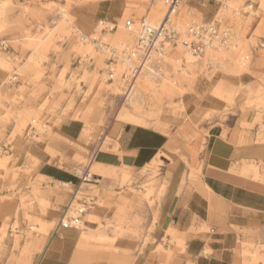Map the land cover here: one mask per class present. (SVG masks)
Wrapping results in <instances>:
<instances>
[{
	"label": "rangeland",
	"instance_id": "374dc122",
	"mask_svg": "<svg viewBox=\"0 0 264 264\" xmlns=\"http://www.w3.org/2000/svg\"><path fill=\"white\" fill-rule=\"evenodd\" d=\"M261 3L256 1L244 12L242 0L231 4L226 0L220 14L239 36L236 48L212 51L195 62H187V54L178 51L173 54L178 62L162 61L163 72L155 81L142 77L135 97L126 99L116 84L109 85L106 54L79 36L100 37L117 50L121 44H132L134 40L111 33H123L127 19L139 26L156 0H0V264H38L52 231L75 208H85L79 227L84 221L97 223L98 234L93 237L97 241L105 242L109 229L113 237L136 238L151 230L172 169L185 160L176 134L182 121L199 126L215 117L224 139L230 127L239 126L238 142L245 141L254 127L256 140H264ZM219 4L184 0L176 21L183 26L210 18ZM160 10L163 15L164 0ZM257 43L262 46L254 47ZM206 93L224 105L204 107L201 99ZM71 120L80 126L74 140L57 132L60 124ZM127 121L166 132L174 140L172 148L142 169L96 161L92 150H108L110 137ZM43 152L51 163L74 172L88 169L92 176L76 172L79 179L74 186L40 177L38 157ZM256 163L264 169V162ZM187 167L181 185L187 182L190 189L200 172L198 167ZM93 205L107 208V216L99 219ZM240 233L241 263L264 264V222Z\"/></svg>",
	"mask_w": 264,
	"mask_h": 264
},
{
	"label": "crops",
	"instance_id": "0c3cea01",
	"mask_svg": "<svg viewBox=\"0 0 264 264\" xmlns=\"http://www.w3.org/2000/svg\"><path fill=\"white\" fill-rule=\"evenodd\" d=\"M201 100L208 109L224 105L209 93ZM256 128L238 142L239 126L230 127L224 139L215 117L199 126L182 121L176 134L185 160L172 169L151 230L136 238L129 234L113 237L109 229L102 242L93 239L98 234L95 221H84L83 227L56 226L38 264H242L238 256L241 229L264 222V169L256 163L264 162V140H256ZM57 132L74 140L80 126L74 120L63 122ZM110 140L108 150H92L96 161L140 169L174 143L166 132L130 121L122 122ZM46 157L44 152L38 157L37 174L74 186L79 179L76 172ZM240 160L244 161L232 166ZM187 165L200 172L190 189L187 182L181 185ZM92 207L99 219L107 216V208Z\"/></svg>",
	"mask_w": 264,
	"mask_h": 264
},
{
	"label": "built area",
	"instance_id": "2783aa9c",
	"mask_svg": "<svg viewBox=\"0 0 264 264\" xmlns=\"http://www.w3.org/2000/svg\"><path fill=\"white\" fill-rule=\"evenodd\" d=\"M184 0H164L165 12L162 20L157 26L148 25L144 19L139 22L138 32L132 44H121L120 49L103 41L100 37H88L80 33L81 39L90 40L95 47L106 54L108 79L112 80L119 72L122 94L126 98L141 71L143 65L153 55L162 58L168 48L180 47L183 51L203 58L212 51L221 49H233L238 46L239 36L234 30L229 19L220 14L221 7L226 8V0H218L219 7L210 18L201 20H190L183 26L176 21L179 5ZM257 0H244V12H248ZM133 24L131 19L125 21V26ZM114 24L108 27L112 30ZM262 46V43L254 47ZM121 65V67L117 65ZM85 208H75L74 214L68 218L63 217L57 226L78 227Z\"/></svg>",
	"mask_w": 264,
	"mask_h": 264
},
{
	"label": "bare ground",
	"instance_id": "6f19581e",
	"mask_svg": "<svg viewBox=\"0 0 264 264\" xmlns=\"http://www.w3.org/2000/svg\"><path fill=\"white\" fill-rule=\"evenodd\" d=\"M162 1V0H161ZM161 1L156 0V5L154 7H152V9L149 11L147 18H145V22L148 25L151 26H157L159 24V22L162 20L163 15H162V11L160 10L161 7ZM258 1V0H257ZM230 4L232 2V0H229ZM243 3V0H242ZM264 5V0H262V3ZM243 9H246L243 7ZM165 12V11H164ZM124 32H126L125 34L121 33V30H116L115 32L111 33L113 34L114 37H118V38H122V39H127L130 38L129 41H133L136 38L137 32H138V23H133L130 27H124ZM118 29V27H117ZM123 31V30H122ZM121 43V42H120ZM87 47H89V45H86ZM113 46V45H112ZM115 47V46H114ZM86 48V47H85ZM84 50V49H83ZM183 52V54H187V62H195V61H199V57L192 55L188 52H185L183 50H178V47L176 48H171L168 52L162 57V58H155L153 57V55H151V57L147 60V62L143 65L141 71L139 72V74L137 75V78L131 88V90L129 92H125L127 94L126 99H133V97H135V94L137 92V83L138 80L142 79V77L145 78L146 82H154L156 79V75H160V73L163 72L164 66L162 67L161 62L164 60H169V61H174V62H178L179 58H173V54L177 53V52ZM202 62V61H200ZM166 63V62H165ZM156 70V71H155ZM120 74L118 72H116V75L113 77L112 80H110V86L116 84L119 90V93L121 91L122 93V87H121V80H120ZM76 172L81 173L82 176L84 178L87 177H91L92 174L89 172V170H82L80 168H76Z\"/></svg>",
	"mask_w": 264,
	"mask_h": 264
}]
</instances>
